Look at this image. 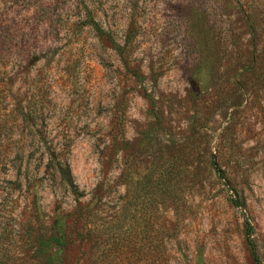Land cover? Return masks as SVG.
I'll return each mask as SVG.
<instances>
[{
    "label": "rangeland",
    "instance_id": "1",
    "mask_svg": "<svg viewBox=\"0 0 264 264\" xmlns=\"http://www.w3.org/2000/svg\"><path fill=\"white\" fill-rule=\"evenodd\" d=\"M60 263L264 264V0H0V264Z\"/></svg>",
    "mask_w": 264,
    "mask_h": 264
},
{
    "label": "trees",
    "instance_id": "2",
    "mask_svg": "<svg viewBox=\"0 0 264 264\" xmlns=\"http://www.w3.org/2000/svg\"><path fill=\"white\" fill-rule=\"evenodd\" d=\"M85 21L87 24L91 25L94 29L96 30L99 29V26L97 22L94 20V18L92 17L91 11L89 9L85 10ZM211 167L218 177L220 178L223 177L224 175L223 170L218 166L214 157L211 159ZM62 177L70 184L72 183L70 177L67 174V170H65V172L62 173ZM58 224H59L58 220H55L53 222V225H52L53 227L51 226L52 227L51 232L47 236H45L46 237L45 240L43 239L44 235H40L38 237V242L42 243L44 247L48 246V247H53L54 249L59 250L60 248L64 246V241H65L64 230L62 227L61 228L58 227Z\"/></svg>",
    "mask_w": 264,
    "mask_h": 264
}]
</instances>
